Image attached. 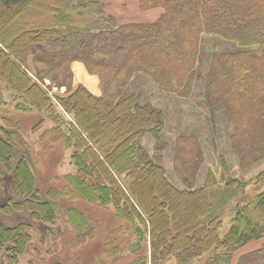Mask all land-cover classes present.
<instances>
[{
	"label": "trees",
	"instance_id": "1",
	"mask_svg": "<svg viewBox=\"0 0 264 264\" xmlns=\"http://www.w3.org/2000/svg\"><path fill=\"white\" fill-rule=\"evenodd\" d=\"M140 6L145 11L163 8L165 13L153 23L120 24L96 0H0V79L24 99L25 111H46L56 126L42 140L49 136L63 142L66 150L73 149L76 167L75 173L65 176L63 190L43 194L24 153L31 147L19 120H9V129L0 136V166L11 173L13 193L22 201L11 202L5 213L24 211L30 219L11 227L0 224V264H18L33 240L32 222L53 225L61 211L59 201L74 192L88 203L114 208L121 225L111 236L124 230V221L130 222L141 239L133 248L136 256L131 264H160L170 257L177 264H231L241 248L264 239V191L245 205L237 202L223 232L224 217L237 196L231 190L240 182L231 178L221 191L209 176L213 184L194 188L195 170L201 165L198 137L178 136L173 147L188 172L186 187L167 177L142 144L146 134H153L160 146H166L161 138L166 118L142 100L140 79H146L155 93L187 96L203 36L238 44V52L213 55L204 105L213 116L219 106L226 110L243 161L262 160L264 0H140ZM29 12L53 18L38 26L26 19ZM30 61L60 74L59 85L70 90L58 98L62 109L73 116L67 131L52 97L32 78ZM76 61L100 77L101 96L83 86L72 89ZM192 149V159L186 158ZM258 180L264 181V171ZM66 216L75 238L91 235L86 231L87 215L71 206ZM140 242L146 245L144 251ZM113 252L124 251L117 246ZM97 264L105 262L98 259ZM239 264H264V244L242 255Z\"/></svg>",
	"mask_w": 264,
	"mask_h": 264
},
{
	"label": "rangeland",
	"instance_id": "2",
	"mask_svg": "<svg viewBox=\"0 0 264 264\" xmlns=\"http://www.w3.org/2000/svg\"><path fill=\"white\" fill-rule=\"evenodd\" d=\"M100 1L106 7V14L116 17L120 24L137 23L132 22V13L142 21L138 23H153L158 20L152 21L154 10L135 11V9H139V0ZM52 18L53 16L48 14L29 12L26 19L41 26ZM240 50L239 45L234 42L213 35H204L198 64L189 76V95L187 96L163 94L159 91L155 93L147 84L148 81L140 78L144 81V84L141 85L142 100L149 101L154 107L163 111L166 118L161 135L166 146H160L153 134H146L142 139V144L155 161L165 168L167 177L176 186L186 187L184 178L188 172L180 165L173 152V147L178 136H196L200 143L201 158L199 160H201V165L198 170H195L197 172L194 188L213 184L210 182V178L215 180L214 187L221 191L226 190L227 182L231 178L240 182L236 189L231 190V193H237V196H234L235 201H231V206L224 217L223 232L228 229L237 202L241 201L245 205L264 191V181L260 183L258 180V175L264 171V157L253 164L243 161L233 141L235 125L226 110L219 106L213 116V113H210L204 105V85L213 55L217 52H238ZM29 68L33 72L30 71L32 78L42 85L52 97L57 111L64 119V127L67 131V125L73 121V116L65 112L58 101V98L64 97L70 92L66 87L59 85L61 75L46 71L42 63L30 61ZM76 73L77 77L73 76L72 89L79 86L85 87L82 84L87 86L94 84L99 90L95 96L102 95L101 80L97 74H92L89 71L88 74L82 69H78ZM137 80H139L138 77ZM23 102V98L17 97L8 85L0 82V136H3L4 130L9 129L10 119L19 120L22 135L31 147L24 153L33 169L36 187L43 194L53 188L63 190L67 186L65 176L76 172L72 161L73 149L66 150L63 142H54L49 136L42 140V135L52 130L56 125L44 110L25 111L27 105ZM98 118H101L100 114ZM95 121L97 122V119ZM12 125L14 128L16 127L15 124ZM15 151L19 152L17 149ZM193 153L194 149L187 154L186 158L192 159ZM194 165L198 166V163L196 162ZM14 201L20 202L22 198L13 193L11 173L5 167L0 166V224L6 227L16 225L23 218L30 219L24 211L10 209V213H5L6 210H9L11 202ZM59 202L61 211L53 225L32 222L34 225L33 240L28 247L27 254L19 258L18 264H97L98 259L104 260L105 264H131L133 262L136 256L133 248H136L140 237L133 230L130 222L126 221L123 222L124 230L116 233V236H111L115 228L121 225L115 217L112 206L106 208L99 204L88 203L77 192H74L71 198L65 197ZM71 206L90 218V224L86 231H91V235L83 240L75 238V230L67 220L66 212ZM145 239L147 240V238ZM261 241L264 244V239ZM140 243L144 251L146 245L143 246L144 243ZM263 244L253 251L260 249ZM117 246L123 248L124 252L120 255L113 252ZM2 262L5 260L3 259ZM160 264L177 263L174 257H170L166 262Z\"/></svg>",
	"mask_w": 264,
	"mask_h": 264
},
{
	"label": "crops",
	"instance_id": "3",
	"mask_svg": "<svg viewBox=\"0 0 264 264\" xmlns=\"http://www.w3.org/2000/svg\"><path fill=\"white\" fill-rule=\"evenodd\" d=\"M95 1V0H94ZM96 1H100V0H96ZM101 2V1H100ZM102 3V2H101ZM155 9H159V10H155ZM105 10H106V7H105ZM151 10H154V13L152 14V18H153V20L152 21H154V20H159L160 18H161V16L165 13V10L163 9V8H153V9H150V10H142L141 9V6H140V0H139V9H135V11L136 12H138V11H145V12H147V11H151ZM133 21H135V22H142L140 19H138L133 13H132V22ZM72 69H73V72H74V75H75V77H77V73H76V71L78 70V69H82L84 72L86 71V73H88V71H87V69H86V67H85V65H84V63L83 62H79V61H76V62H74L73 64H72ZM89 74V73H88ZM95 81V80H94ZM0 82H2V83H5L4 81H2V80H0ZM76 82L77 83H79L77 80H76ZM95 83H96V81H95ZM6 84V83H5ZM82 84V83H81ZM7 85V84H6ZM82 85H84L92 94H97L98 93V89H97V87L93 84V85H86V84H82ZM261 244H263L262 243V241L260 240V242L259 241H256V242H253V243H250V244H248V245H246V246H244L243 248H241L240 249V251H238L235 255H234V257H233V260H232V263L231 264H239V262H240V258H241V256L243 255V254H246V253H248V252H251V251H253L254 249H256V248H258L259 246H261ZM149 250V249H148Z\"/></svg>",
	"mask_w": 264,
	"mask_h": 264
}]
</instances>
